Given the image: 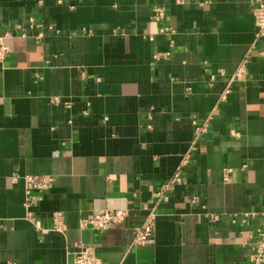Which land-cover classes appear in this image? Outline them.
Instances as JSON below:
<instances>
[{"label": "crops", "instance_id": "1", "mask_svg": "<svg viewBox=\"0 0 264 264\" xmlns=\"http://www.w3.org/2000/svg\"><path fill=\"white\" fill-rule=\"evenodd\" d=\"M253 3L0 0V264H73L78 241L103 264H251L264 229V37ZM195 120L209 124L197 138ZM43 173L55 179L32 207L40 233L25 175ZM104 208L130 214L80 228ZM151 211L154 236L132 245Z\"/></svg>", "mask_w": 264, "mask_h": 264}, {"label": "built area", "instance_id": "2", "mask_svg": "<svg viewBox=\"0 0 264 264\" xmlns=\"http://www.w3.org/2000/svg\"><path fill=\"white\" fill-rule=\"evenodd\" d=\"M253 13L255 16V23L257 24L256 38L261 39L264 37V0H254ZM155 15L157 17H163V9L158 7ZM5 34L9 35L11 34V31L8 30ZM3 36L0 38V60H3L9 52V48L2 42ZM242 70L244 69H240L238 76H240ZM208 125L207 120H195V137L197 138V136L206 132ZM190 157L191 154H187V157L174 172L173 177L161 185L157 192L159 196H162L167 189L174 187V185L181 179V173L187 166ZM25 178L27 197L25 204L29 208L27 215L40 233H45L48 229L42 226L40 217L33 211L32 207L36 206L39 201L43 199L41 193L52 187L55 177L50 174L43 173L26 174ZM53 214L52 229L62 232L66 227L65 214L60 211H56ZM129 214L128 210L125 209H100L99 211L93 212V214H83L80 219V228H92L96 231H103L118 224L119 222L125 221ZM249 214L254 213L249 212L246 215L249 216ZM155 219L156 212L151 211L148 218L141 225L136 227V235L132 245L146 244L152 239L155 233ZM75 247L73 264H103L102 258L93 245L84 241H78ZM253 247H255V251L251 255V264H262L264 262V229L260 231V236L253 243ZM8 264H15V262H9Z\"/></svg>", "mask_w": 264, "mask_h": 264}]
</instances>
